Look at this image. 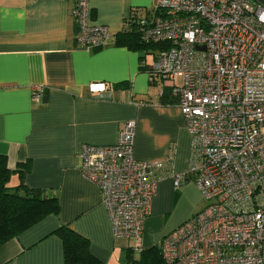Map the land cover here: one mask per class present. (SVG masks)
Returning a JSON list of instances; mask_svg holds the SVG:
<instances>
[{
  "label": "crops",
  "instance_id": "1",
  "mask_svg": "<svg viewBox=\"0 0 264 264\" xmlns=\"http://www.w3.org/2000/svg\"><path fill=\"white\" fill-rule=\"evenodd\" d=\"M87 2L90 23L112 35L93 50L76 47L74 0H0V155L12 171L8 187L21 181L55 196L60 210L0 245V264H64L55 234L63 226L86 239L101 264H143L141 256L158 250L163 237L203 203L192 181L176 190L170 176L185 175L191 156L192 139L176 101L140 51L117 44L130 29L125 22L132 10L152 11L155 0ZM94 82L104 83L106 91L90 94ZM128 121L136 123L134 159L167 164L140 250L133 239L114 237L99 189L80 171L81 147L115 145ZM180 197L192 198L194 208L176 210Z\"/></svg>",
  "mask_w": 264,
  "mask_h": 264
},
{
  "label": "built area",
  "instance_id": "2",
  "mask_svg": "<svg viewBox=\"0 0 264 264\" xmlns=\"http://www.w3.org/2000/svg\"><path fill=\"white\" fill-rule=\"evenodd\" d=\"M153 11L149 18L132 10L138 39L163 48L151 71L192 139L187 173L170 176L176 190L192 181L204 202L163 237L162 263L264 264V0H155ZM89 12L87 0H74L76 47L93 50L112 35L91 24ZM106 89L101 82L87 87L90 94ZM135 129V121L125 122L115 145H83L79 159L82 176L100 191L114 237L133 239L140 250L167 164L134 159Z\"/></svg>",
  "mask_w": 264,
  "mask_h": 264
},
{
  "label": "trees",
  "instance_id": "3",
  "mask_svg": "<svg viewBox=\"0 0 264 264\" xmlns=\"http://www.w3.org/2000/svg\"><path fill=\"white\" fill-rule=\"evenodd\" d=\"M141 10H144V15L149 18L154 14L153 9L149 12L145 9ZM125 25L130 29L120 34L117 44H123L129 49L140 51L144 57L149 54L148 51L151 47L163 49L160 46L139 42L135 15H131ZM11 174L12 171L7 167L6 157L0 155V245L15 238L45 217L57 216L60 211L55 196H48L38 189H27L21 181L14 188L8 187ZM55 234L62 242L64 264H101L90 254L87 240L70 228L60 227L55 231ZM150 252L141 256V262L143 264H162L159 249H152Z\"/></svg>",
  "mask_w": 264,
  "mask_h": 264
},
{
  "label": "rangeland",
  "instance_id": "4",
  "mask_svg": "<svg viewBox=\"0 0 264 264\" xmlns=\"http://www.w3.org/2000/svg\"><path fill=\"white\" fill-rule=\"evenodd\" d=\"M148 52H149V54H146V56H145V63L148 64V66L152 67L153 64L155 63V55L154 54H158L159 49L155 48V47H151ZM200 204H201L200 207L197 208L198 211L204 207V202L202 203V201H201ZM175 207H176V210H181L184 212L193 209L194 206H193L192 198H188L185 200L181 199V197L177 198L176 203H175ZM198 211H195V214Z\"/></svg>",
  "mask_w": 264,
  "mask_h": 264
}]
</instances>
